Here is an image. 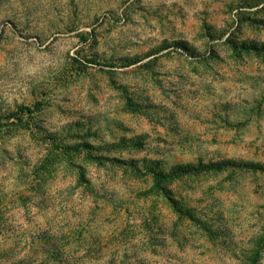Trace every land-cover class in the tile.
Returning a JSON list of instances; mask_svg holds the SVG:
<instances>
[{
	"label": "rangeland",
	"instance_id": "obj_1",
	"mask_svg": "<svg viewBox=\"0 0 264 264\" xmlns=\"http://www.w3.org/2000/svg\"><path fill=\"white\" fill-rule=\"evenodd\" d=\"M245 1L0 0V124L41 103L0 127V264H245L263 170L162 181L205 228L151 172L264 164V58L226 42L264 43Z\"/></svg>",
	"mask_w": 264,
	"mask_h": 264
},
{
	"label": "trees",
	"instance_id": "obj_2",
	"mask_svg": "<svg viewBox=\"0 0 264 264\" xmlns=\"http://www.w3.org/2000/svg\"><path fill=\"white\" fill-rule=\"evenodd\" d=\"M264 0L261 3H257L256 5H253L251 2L245 1V6H239L241 7H255L259 4H263ZM238 8V7H237ZM240 22L244 21H253L255 24H263L264 20L259 18H252L250 15H246L245 13L240 16L239 20ZM240 40L234 39L232 37H227L226 42L228 45H230V48L232 50V53L235 56H242L244 53H255L258 55H261L264 58V43H260L257 40H253L251 42L246 41L245 39L239 42ZM185 48L188 49L186 46ZM87 64L89 63H95L102 66H109V67H115L118 65L117 62H106L102 63L99 60H97L95 57L87 58L86 59ZM140 60H123L121 64L123 66H130L133 64H138ZM147 63V62H146ZM147 64H144V66ZM41 108V103H37L34 106H24L18 108L16 111L8 114V119H14V121L10 123H3L0 124V127H6L7 131H10L13 126H19V125H30L31 121L34 118L35 113L39 111ZM1 131V130H0ZM1 133V132H0ZM98 157V156H96ZM117 162H123L126 163L132 167H137L136 160H120L119 158H115ZM233 167H241V168H252L256 170H263L264 171V164L261 163H255V162H245L241 161L238 162V160L228 159V160H221V161H211V162H200V163H193V164H187V165H181L179 166L175 171L171 173H157L154 170H152V174L154 177V181H156V185L160 186V190L166 195V197L170 200L171 204L173 205L174 209L179 214H186L190 219H192L194 222H198L201 226L204 228L207 226V222L200 219L199 217L194 216L190 211L185 212L186 209L181 207V204L176 200L175 197L169 195V191L165 190V187L162 186V181L165 180H171L172 178H177L185 174H200L205 171H216V172H222L227 171L228 169H232ZM211 228H207V230L212 233L213 236L216 235V233L213 230H210ZM211 236V234H210ZM261 239V240H260ZM254 244L252 246L245 250L244 256H246L245 264H261V257L264 252V235L263 239L262 236L255 239L253 241Z\"/></svg>",
	"mask_w": 264,
	"mask_h": 264
}]
</instances>
